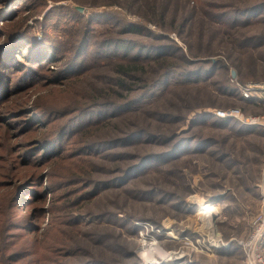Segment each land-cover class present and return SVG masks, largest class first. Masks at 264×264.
Returning <instances> with one entry per match:
<instances>
[{
  "label": "rangeland",
  "instance_id": "obj_1",
  "mask_svg": "<svg viewBox=\"0 0 264 264\" xmlns=\"http://www.w3.org/2000/svg\"><path fill=\"white\" fill-rule=\"evenodd\" d=\"M29 1L0 0V45L6 42L7 31H15L16 29L21 31L16 38L13 50L14 54L19 51H26L27 44L32 43L33 45H47L48 51L55 52L57 55L66 54L63 57L64 61H70L75 53L78 40L80 41L85 33L86 26L84 21L89 19L88 17L92 11L100 12L104 10L115 18L119 17L120 14H126L124 16L126 20H140V16L135 12L126 13L124 10L121 11L122 9L118 7L116 0H96L98 5L96 7L97 10L77 5L73 0H31L33 2L28 6L27 3ZM160 1L168 3V12L165 14V17H167L168 13L177 3L174 24H178L180 21V9L186 0ZM160 1L157 3H160ZM225 1L213 0L217 4ZM232 1H234L232 4L238 8L244 6V4L241 5L240 3L244 0ZM256 1L264 0H246V4H252ZM131 2L134 5H138L136 0H128L124 4L120 3L125 9L133 10L135 6ZM192 2L194 1L191 0L190 4ZM77 7H82L84 10L80 13L76 10ZM21 10L22 13L18 15ZM73 12L83 15V18L75 19ZM108 20L111 21L110 19ZM109 23V26H111L112 22ZM263 24L259 26L258 30L264 29ZM92 26H95V28H92V31H88L90 40L93 37V40L96 39L100 43L119 38L118 34L113 32V27H109V30L103 31V26L100 27L98 23H94ZM147 28L155 33L167 34L157 30L153 25H149ZM185 28H191V33L188 32L184 37L186 38V44L190 45L192 51L199 53L202 58H221L227 63L229 68L237 71V73L235 72V77H231L234 85H264V66L261 63H256L255 51H251V53L244 50L240 51L236 43L230 44L227 40L226 42L223 40L221 43L216 35L209 40L206 36L209 26L206 18L200 11L194 12L191 21L186 23ZM200 28H202L201 37H198L197 29ZM168 35L178 46L184 47L185 42L183 40L174 34ZM129 36L141 39L149 44L162 42V40H153L148 36ZM223 43L224 45L221 48ZM82 51L83 57H86L89 50L83 47ZM40 52H43V50ZM206 52L207 54H204ZM260 53L262 54V52ZM15 60L19 64H22V67L19 68L16 65L15 68L10 70L8 66H5L4 70L0 65V73H2L0 76L3 75L8 79L10 88L14 87V84L16 87L26 85L24 88H27L34 78L37 80L30 87V90H28L26 97L29 96L28 99L31 100L32 108L40 110V112L36 113L37 118L42 121L47 119V122L50 120L51 123L48 125L47 133H50L52 127L57 128L52 134V137H56V140L50 147L55 148V151L60 153L58 155L60 157H58L55 163L52 160L53 158L47 159L48 162L43 167L42 187L37 186V189L42 191L41 195L37 199L32 197V195L26 198V193L19 195L15 194V192L10 197V204L13 205L11 213L6 217L3 214L8 210L10 205L3 204L1 196L4 190L0 189V220L11 217L17 223V226L12 228L5 238H0L1 263L4 262L8 255L13 253L22 255L17 264H34L29 262V259L33 257L31 254L32 250H36V253L47 257L52 250L58 255L57 249L60 251L65 250V252L69 250L77 251L75 255L65 257V263L70 264H78L86 260H99L104 264H116V261H122L123 263L126 261L125 255L128 253L127 251L134 253L141 262H148L140 254L142 245H146L149 249H156L158 254H161L163 259L165 258L164 254L159 250L161 248L156 245L157 243L159 245L162 244L166 250L176 251L181 249L187 255L186 259L175 260V263L174 260H167L169 262L167 264H185L190 261L197 264H243V258L239 255H235L232 258L218 257L214 251L212 255L202 252L198 247L197 249H191L189 245L183 242L165 239L162 236V231L163 233L169 230L182 231V233L191 231L197 233L194 235L196 237L207 235L203 237V240H200V242H206L209 239L208 242L204 243V246L207 248H209L212 242L215 243L216 238L224 242H233V240L246 238L253 230L255 220L258 217L264 219V155H260L261 152L264 153V138H251L245 140L246 144H235V141L229 140L225 144L226 146L229 144V149L224 145L222 150L229 155L230 162L238 163L237 166H230V168L226 169L224 163L219 164L208 156H203L204 160L201 157L192 158L189 161L182 159L181 162L179 161L174 165L164 168L167 171H164L163 174L170 179L171 183L160 181L159 184H156L158 178L164 176L160 172L155 175L148 174L141 180L136 181L134 183L136 187L134 185L129 186V189L144 190L149 188L151 182H153L155 183L153 185H156L155 187L158 188L154 189L155 192L159 193V189H165L177 200L180 199L189 207L194 208L192 214L177 211L171 202L170 204L164 203L159 205L152 202H141L132 198V196H128L125 191L114 189L101 191L102 196L88 205L79 204L75 206L72 204L75 195L82 191L81 186L79 187V179L82 178L83 181H86L88 177H93L96 181H102L114 175L117 168H123L130 162L129 159L117 162L112 154H108L106 157L93 162H86V160H82L76 156V151L82 145L83 133H87V131H84L83 127L74 126L72 129L75 131L71 135L68 134L65 138H63L65 132L61 135L57 132L60 127L68 124L70 116L65 115L73 107L72 103H69V98L84 90L88 92L90 85L96 86L100 79L104 77H107L105 80L108 79L110 75H113L111 71H114V69L110 70V65L92 69L93 65L88 60L86 76L74 90L70 91V95H67L64 93L65 88H46L48 83H55L52 81V74L63 68V62L52 63L55 65L53 67H48L46 63H43L42 67H40L23 61V59L18 57ZM80 61L83 64L82 58H80ZM28 66H31L33 70H27ZM112 68L114 67L112 66ZM144 70L145 72H149L147 67ZM221 73L222 71L218 70L209 79V82H215L210 85L175 86L169 84L166 90L162 92L164 96L162 97L160 92L161 96H158L160 99L157 97V102L153 103L149 108H145L144 111L135 114H126V117L121 119L122 121H118V123L113 122L107 128L99 129L94 134H91L90 139L96 142L111 139L125 132H130L134 126L146 128L150 132L160 130L157 133L165 134L175 128L178 130L185 129L187 124L182 125L181 121L177 123L162 122L158 121L155 116H161L162 114L175 117H184L188 114L190 116V112H188L189 107H191L194 113L202 109L213 113L216 111L238 110L244 119L258 118L259 125H264V106L258 108L250 107L244 111L243 102L237 98L220 95L216 92V84L224 82L219 76ZM147 76H150V74ZM20 98V95L10 97L6 109L13 108L14 104L20 101ZM44 103L50 106V111L47 110L48 112H45V109L41 107ZM14 117L15 115L4 116L0 114V167L4 165L3 160L5 157L15 158L5 152V147L16 144L17 147L22 146V139L16 140L14 138L20 129L11 135V131L6 130L4 127L3 119L12 118L10 122L17 121L14 120L16 119ZM34 117L36 116L34 115ZM23 119L26 121L27 118ZM200 133L209 135L220 142L225 140L226 135L225 132L221 133L212 128L202 129ZM231 143L235 144L234 149L230 148ZM121 149L109 150L110 152L107 150L105 153H112ZM148 149L149 147L137 146L136 148L132 147L121 151L125 150V155L131 156L134 153H144L142 151H147ZM32 150H23L18 156L24 159L25 157L31 158L35 154ZM36 151L35 158L41 159L43 154H40L38 150ZM259 161L261 163L258 165ZM178 169L181 171H177ZM4 172L2 170V173ZM241 176H248L250 179L246 181L240 180ZM148 185L149 187H147ZM246 187H251L252 191L245 192L244 189ZM74 189L77 190L72 192ZM224 192L227 195L226 200H215L216 197L222 195ZM125 198L127 201H125ZM24 205H28V208H24ZM208 206L212 209L213 216L210 219L199 218L197 215L200 213V210ZM31 212L37 216V220L34 223L39 227V231L35 234H30L25 230L29 222L28 215ZM77 215L84 217V219L89 215L90 218H86V220H89V223L82 221L78 224H71L72 219ZM100 215L106 216V218L109 215V222L106 223L100 220L101 222L94 223L98 221L95 217H99ZM115 219L118 220V224L120 223L119 220L123 219H127L133 225H135L136 221L150 223L153 233L149 235L150 238H153V242L142 241L141 237L138 236V232L144 230L140 226H136L137 232L131 235L122 227L117 226ZM75 225H78L79 229H76ZM1 228L2 224L0 225V231ZM159 231L160 233H158ZM209 231L213 234L210 235ZM94 233L98 234L100 242H94L90 238ZM167 235H170V233ZM194 236H189L188 238L191 239ZM154 239L157 241H154ZM64 243V248H57ZM150 243H155L156 246ZM75 244L76 246H74ZM262 253L264 258V247ZM128 261L131 263L133 258Z\"/></svg>",
  "mask_w": 264,
  "mask_h": 264
},
{
  "label": "trees",
  "instance_id": "obj_2",
  "mask_svg": "<svg viewBox=\"0 0 264 264\" xmlns=\"http://www.w3.org/2000/svg\"><path fill=\"white\" fill-rule=\"evenodd\" d=\"M73 1L77 5L89 7L92 10H97L96 7H98L96 0ZM116 1L118 2V7L122 9L121 11L124 10L126 13L135 12L140 16V20H126L124 17L126 14L119 13L120 16L115 18L104 10L100 12L92 11L88 17L89 19L84 21L86 26L85 33L81 37L82 39L80 38L81 40H78L75 53L70 61H64L63 57H65L66 54L57 55L55 52L48 51L47 45L40 44L33 45L29 43L27 44L28 47L25 48L26 51H19L14 54L13 50L16 44V38L21 31L17 29L15 31H7V29V32L5 31L7 34L6 42L0 45V65L3 68L8 66L10 70L15 68L16 65L20 68L22 64L16 62L15 59L17 57L40 67H42L43 63H46L48 67H53L55 66L54 64L63 62V68L55 74H52V81L55 83H48L46 88H65L64 93L67 95H70V91L72 89L74 90L86 76L88 60L91 65H93L92 69L110 65V70L114 69V71H111L113 74L112 76L110 75L106 80L105 78L107 77L100 79L96 86L90 85L88 92L84 90L69 98V103H72L73 107L65 115L70 116L68 118V124H65L64 127H60L57 132L60 135L65 132L63 136V138H65L68 134L71 135V133L75 131L72 129L74 126L83 127L84 131H87V133H83L82 145L76 151V156L82 160H86V162L99 160L100 158L106 157L108 154H112L117 162L128 159L130 162L123 168H117L114 175L102 181H96L93 177H88L86 181H83L80 177L79 187L81 186L82 191L75 195L72 204L75 206L79 204L88 205L102 196L101 191L114 189L125 191L128 196H132V198L141 202H152L157 205L164 203L170 204L171 202L172 206L177 211L192 213L194 208L189 207L180 199L177 200L165 189L161 188L159 189V193L155 192L154 189L158 188L155 187L156 185H153L155 184L153 182H151L150 187L149 185L147 186L149 188L144 190L129 189V186L134 185L136 181L141 180L148 174L155 175L160 172L163 174L164 171H167L164 170L165 167L174 165L179 161L181 162L182 159L189 161L192 158L208 156L219 164L224 163L226 169L230 168V166H237L238 163L229 161V155L226 154L222 148L229 140L235 141V144H246L245 140L251 138H264V125L249 124L239 121L234 117L221 118L216 116L213 112H208L204 109L194 113L191 107H189L188 112H190V116L194 113L192 117H190L189 114L184 117H175L168 114L155 116L158 121L162 122L168 121L169 123H177L181 121L182 125L187 124L185 129L178 130L175 128L165 134L157 133L160 130L150 132L146 128L134 126L130 132H125L117 137L100 140L98 142L91 140L90 136L99 129L107 128L113 122L118 123V121H122L121 119L126 117V114H135L144 111L145 108H149L153 103L157 102V97L160 95V92L162 94L169 84L175 86H196L215 83L209 82V79L218 70L222 71L219 76L224 82L216 84V92L220 95L237 98L239 101L243 102L244 111L248 110L250 107H263L264 91H255L249 98H243L239 88L234 85L231 78L232 69L228 67L227 63L221 58L209 59L200 57L199 53L192 51L190 45L186 44L184 35L188 32L191 33V28H185L186 23L191 21L194 12L200 11L206 18V22L209 26L206 32V36L209 40L216 35L221 43L223 40L224 42L227 40L230 44L236 43L240 51L244 50L250 53L251 51H255L258 54L257 58V54L254 52L256 63H261L264 66V29L258 30L259 26H262L264 23V15H262L264 14V1L246 4V0H244L240 2L241 5L244 4V6L238 8L232 4V2H234L232 0H226L219 4L214 3L213 0H192L194 2L190 4L191 0H186L181 6L180 21L178 24H174L177 3L168 13L167 17H165V14L168 12V3H164L160 0H136L138 5H134L131 2L133 6H135L133 10L125 9L121 5V3L124 4L128 0ZM158 1H160V3H157ZM31 2L33 1L30 0L27 5H31ZM21 13L22 10L18 15ZM73 16L75 19L83 18V15L77 12H73ZM106 18L111 21L108 19V21L105 20ZM6 20L9 21L8 18H6ZM109 22H112L111 26H109ZM94 23H98L100 27L103 26V31L113 27V32L117 33L119 38L106 40L100 43H98L96 39L93 40V37L92 40H90L88 31H92V28H95V26H92ZM201 23H203V21H201ZM149 25H153L157 30L167 34L162 35L155 33L147 28ZM201 32L202 28L197 29L198 37H201ZM168 34H174L176 37L183 40L185 42L184 47L178 46ZM129 35L148 36L153 40H162V42L149 44L148 42ZM223 45L224 43L221 48ZM83 47L89 50L86 57H83ZM42 50L45 53L40 52ZM259 52H262V54H259ZM204 54H207V52ZM80 58L83 59V64ZM13 64H15V66H13ZM112 66L114 68H112ZM146 67L149 72H145L144 68ZM27 70L32 71L33 69L31 66H28ZM235 72L237 73L236 70ZM1 74L2 73H0V75ZM149 74L150 76H147ZM36 82L37 80L34 78L27 88H24L26 85H19L16 87L15 84L13 85L14 87L10 88L8 79L3 75L0 76V114L4 116L15 115L14 118L16 119L14 120H17L10 122L12 118L3 119V123L5 124L4 127L6 130L11 131V135L20 129L19 133H16L14 138L16 140L22 139L21 147H17L16 144L4 148L8 155L15 157H5L3 160L4 165L0 167V189L4 190L1 198L3 199V204L10 205L8 210L3 214L5 217L11 213L13 205L10 204V197L15 192V194L19 195L26 193V198L32 195V197L37 199L41 195L42 191L38 190L37 186L42 187L43 167L45 163L48 162V158H53L52 160L55 163L58 157H60L58 156L60 153L56 152L55 148L50 147L56 140V137H52V134L57 128L52 127L50 133H47L48 125L51 123L50 120L47 122V119L42 121L37 118L36 113L40 112V110L38 111V109L32 108L31 100L28 99L29 96L26 97L28 95V90H30V87ZM18 95L21 96L20 101L16 102L13 108L7 110L6 107L9 104L10 97L12 98ZM163 96L162 94V97ZM79 102H81L80 104L82 105H80ZM41 107L45 109V112L51 110L49 109L50 106L46 103L42 104ZM23 115L25 116L23 117ZM34 115L36 117H34ZM23 118H27L26 121ZM208 128H212L221 133L225 132V140L227 141L225 143V140L220 142L209 135L200 133V130ZM235 144L231 143L230 148L234 149ZM228 145L229 144L225 146L228 148ZM137 146L149 147V149L147 151H142L144 153L141 154L134 153L131 156L125 155L124 152L126 149L132 147L136 148ZM31 149H33L32 152H35V154H37L36 150H38L40 154H43L42 158L36 159L35 154L32 155L31 158L25 157V159L18 156L21 151ZM114 149L125 150L105 153L107 150ZM260 155H264V153L261 152ZM202 160L204 159L202 158ZM260 163L261 161H259L258 165ZM2 170L5 172L2 173ZM177 171L181 170L178 169ZM247 179H250V177L241 176L240 178V180L245 181ZM160 181H168L171 183L170 179L165 175L163 177L160 176L156 184H159ZM134 187L136 186L134 185ZM75 190L77 189L72 190V192ZM244 190L247 193L252 191L251 187H246ZM226 197L227 195L224 192L222 195L216 197L215 200H226ZM125 201H127L126 198ZM24 208H28V205H24ZM102 216L103 215L95 217L98 221L94 223H99L101 221L106 223L109 222V215H107V218L106 216ZM28 218L29 222L25 230L30 234L37 233L39 227L34 223L35 220H37L36 214L31 212ZM86 218H90V216L87 215L84 219V217L77 215L72 219L71 224H78L82 221L89 223V220H86ZM119 221L120 225L118 224V220L115 219L117 226L122 227L127 233L134 235L137 232V227L131 224L127 219ZM1 224L0 238H5L9 234L8 232L17 226V223H15L11 217L8 219L2 218L0 220V225ZM75 228L79 229V226L75 225ZM90 238L94 240V242H100L97 233L91 235ZM74 246H76V244ZM233 246L234 245L230 247ZM64 247L65 243L57 248L62 249ZM222 249L224 248H221V250ZM232 249V252L235 253L239 248L235 246V248ZM56 251L58 255L52 250L47 257H44L45 255L38 254L36 250H32L31 254L33 257L29 259V262L34 264H70L65 263V257H70L77 253L76 250L65 252V250L60 251L57 249ZM127 252L128 253L125 255L126 261L123 263L122 261H116V264H143L134 253H131V251ZM21 257L22 255L11 253L2 263L0 258V264H17ZM131 258H133V261L129 263L128 260ZM78 264L104 263L99 260H86ZM185 264L197 263L190 261Z\"/></svg>",
  "mask_w": 264,
  "mask_h": 264
},
{
  "label": "built area",
  "instance_id": "obj_3",
  "mask_svg": "<svg viewBox=\"0 0 264 264\" xmlns=\"http://www.w3.org/2000/svg\"><path fill=\"white\" fill-rule=\"evenodd\" d=\"M237 87L239 88L241 96L245 99L249 98L252 95V93H255V91H264V85L258 86V85H253V84H247L245 86L237 85ZM214 114L221 118L234 117V118H237L239 121L247 122L249 124H259L258 118L244 119L240 115V112L238 110H228L225 112L216 111L214 112ZM254 224L255 226L253 230L250 232V234L246 238L242 240H233V242L240 248L242 252L243 264H264V258H263V253H262L263 247H264V219L258 217L255 220ZM135 225L140 226L144 230V231L138 232V236L141 237L142 241L146 240L149 242H153V238H150V235H149L153 233V228L150 223L136 221ZM171 231L174 234L173 237H166L164 235L162 236L167 240L183 242L189 245L191 249H195V248L197 249L198 247L202 252H207L212 255H213V251L214 252L219 251L221 248H225L229 244L233 243V242H224V241H221V239L216 238L215 244L217 247L214 250H211L204 246V243L208 242L209 239L206 242L204 241L200 242V240L201 239L203 240V237H206L207 235H199V237L194 236V238L189 239L188 238L189 236L187 234H183L179 231H173V230ZM158 233H160V231ZM154 241H157V240L154 239ZM156 245H158L164 251L163 254H164L165 259L158 258L156 256L155 257L156 261L153 264H164L167 262L166 259L169 257L174 258V262L175 260H182V259L187 258V255L184 254L181 249L177 248L178 250L176 251L166 250L162 246V244L159 245L156 243ZM143 262L144 264H150V263H147L146 261H143Z\"/></svg>",
  "mask_w": 264,
  "mask_h": 264
},
{
  "label": "bare ground",
  "instance_id": "obj_4",
  "mask_svg": "<svg viewBox=\"0 0 264 264\" xmlns=\"http://www.w3.org/2000/svg\"><path fill=\"white\" fill-rule=\"evenodd\" d=\"M202 208V207H201ZM199 216V218H202V219H210L212 216H213V212H212V209L208 206V207H204L202 208V210H200V213L197 215ZM136 226V225H135ZM170 235H167L169 234ZM210 235H212L213 233L212 232H208ZM162 235H165L166 237H173L174 234L172 233L171 230L167 231V233H163L162 232ZM211 242V241H210ZM150 244H154L153 246H156L155 243H150ZM215 245V246H214ZM214 247V248H213ZM216 244L215 243H211L209 245V248L211 250H214L216 248ZM159 249V247H157ZM141 255L144 256L143 259L147 260L148 262H150V264H153L154 261H156V259L154 260V257H158V258H162V255L161 254H158L157 250L156 249H149L146 245H142L141 248ZM162 253H164V251L162 249H159ZM163 259V258H162ZM165 259V258H164ZM166 260H174V258L172 257H169L167 258ZM147 262V263H148ZM169 262H166L165 264H167Z\"/></svg>",
  "mask_w": 264,
  "mask_h": 264
},
{
  "label": "crops",
  "instance_id": "obj_5",
  "mask_svg": "<svg viewBox=\"0 0 264 264\" xmlns=\"http://www.w3.org/2000/svg\"><path fill=\"white\" fill-rule=\"evenodd\" d=\"M192 214V213H191ZM188 231V230H187ZM181 233H182V231H181ZM184 234H187V235H189V236H194V235H196L197 233L196 232H191V231H189V232H187L186 233V231L185 232H183ZM232 245H234L233 247H230V246H232ZM235 246H237L234 242L233 243H231V244H229L228 246H227V248L225 247L224 249H220L219 251H216L215 252V255L216 256H218V257H226V258H232L233 256H235V255H239V256H241V258H243V256H242V252H241V250H240V248L238 249V251L236 252L235 251V253H233L232 251H233V249L232 248H235ZM230 247V248H229Z\"/></svg>",
  "mask_w": 264,
  "mask_h": 264
},
{
  "label": "water",
  "instance_id": "obj_6",
  "mask_svg": "<svg viewBox=\"0 0 264 264\" xmlns=\"http://www.w3.org/2000/svg\"><path fill=\"white\" fill-rule=\"evenodd\" d=\"M76 10L81 13L84 9L82 7H77ZM231 77L232 78L235 77V71L234 70H231Z\"/></svg>",
  "mask_w": 264,
  "mask_h": 264
}]
</instances>
